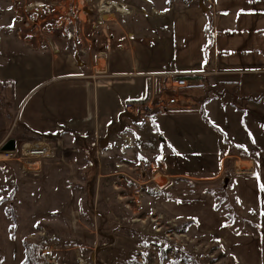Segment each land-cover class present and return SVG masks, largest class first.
<instances>
[{"label":"crops","instance_id":"0c3cea01","mask_svg":"<svg viewBox=\"0 0 264 264\" xmlns=\"http://www.w3.org/2000/svg\"><path fill=\"white\" fill-rule=\"evenodd\" d=\"M166 7L126 21L123 35L116 27L115 38L102 40L104 47L92 62L73 50L24 42L18 30L13 42L0 33V148L23 130L32 140L58 144L100 139L102 129L122 115L125 100L157 101L172 79L188 76L203 83L208 74L224 85L223 96L155 113L137 128V142L143 154L162 159L168 177L214 183L223 179L224 193L240 209L257 208L261 233L255 229L253 236H241L227 224L229 207L215 208L213 192L201 200H161L180 214L186 207L198 229L229 248L250 249L264 240V0H191ZM208 28L213 38L206 55ZM247 94L259 98L241 107L238 101ZM178 109L196 112L195 119L167 114ZM153 119L157 129L150 122L149 130L157 144L148 149L142 127ZM203 131L211 133L210 140L202 137ZM189 149L204 152L197 158L203 169L198 162L187 169L173 163ZM241 261L253 264L242 254Z\"/></svg>","mask_w":264,"mask_h":264},{"label":"rangeland","instance_id":"374dc122","mask_svg":"<svg viewBox=\"0 0 264 264\" xmlns=\"http://www.w3.org/2000/svg\"><path fill=\"white\" fill-rule=\"evenodd\" d=\"M188 1L0 0V33L13 42L18 30L24 42L73 50L92 62L95 52L104 47L102 40L115 38L116 27L123 35L125 22L137 14L157 13ZM203 77L202 87L186 93L188 108L192 102L224 95L220 81L208 74ZM164 87L159 99L172 93L170 84ZM119 90L115 86L113 93ZM258 98L247 94L238 103L243 107ZM139 100H125L122 115L102 129L100 139L75 138L60 144L50 140L55 156L42 162L40 173L26 172L17 159L0 156V264H25L24 242L34 247L33 264H243L241 254L253 264H264V240L250 249L241 245L231 249L198 229L197 219L186 207L180 214L163 204L164 199L201 200L213 192L216 205L229 207L227 223L236 234L253 236L255 229L261 233L257 208L240 209L224 193L223 179L214 183L168 177L157 154L139 150L136 130L157 113L147 111ZM131 103L138 108L127 109ZM179 110L167 114L195 119L196 112ZM150 122L157 129L154 119L142 127L148 149L157 144L150 135ZM210 135L202 132L208 140ZM22 136H16L18 147L33 142L29 132L23 130ZM165 149L159 147L162 155ZM179 154L172 159L178 168L195 167L196 162L204 168L197 160L204 152L189 149ZM231 163L234 166V159L230 167Z\"/></svg>","mask_w":264,"mask_h":264},{"label":"built area","instance_id":"2783aa9c","mask_svg":"<svg viewBox=\"0 0 264 264\" xmlns=\"http://www.w3.org/2000/svg\"><path fill=\"white\" fill-rule=\"evenodd\" d=\"M126 9V7H123ZM125 13L129 11L125 10ZM203 83L196 78H190L188 76H178L172 79L170 84L171 86V95L169 94L166 99H159L157 101H152L144 104V108L149 112H161L169 108H188L185 105L187 100L186 93L188 90H196L199 87H202ZM127 109H133L136 107V104H128ZM33 142H24L20 147H17V150L14 152H4L0 154L1 157H12L17 159L22 166L26 169L27 172H41L42 162L50 160L55 156V151L51 143L47 140H32ZM58 158V157H57ZM37 166V167H36ZM247 171H250L246 169ZM44 250V254H45ZM46 255H50L48 253Z\"/></svg>","mask_w":264,"mask_h":264},{"label":"trees","instance_id":"16d2710c","mask_svg":"<svg viewBox=\"0 0 264 264\" xmlns=\"http://www.w3.org/2000/svg\"><path fill=\"white\" fill-rule=\"evenodd\" d=\"M208 33H209V43L207 44V47H206V51H205V54L207 55L208 53V49L210 48V46L212 45V34L210 32V29L208 28ZM1 87V90H2V86L0 85ZM2 97V95H1ZM35 140H41L40 137L39 138H35ZM219 205H215V208L216 209H219ZM228 224V223H227ZM230 224V223H229ZM24 246H25V259H24V263L25 264H33L34 263V253H33V250H34V247H32L30 244H28L27 242H24Z\"/></svg>","mask_w":264,"mask_h":264},{"label":"water","instance_id":"95a60500","mask_svg":"<svg viewBox=\"0 0 264 264\" xmlns=\"http://www.w3.org/2000/svg\"><path fill=\"white\" fill-rule=\"evenodd\" d=\"M80 64L82 65L83 63L80 62ZM17 146H18L17 140L15 138H10L7 141H5V143L2 145V147L0 148V150L2 152H5V153L6 152H14V151L17 150Z\"/></svg>","mask_w":264,"mask_h":264}]
</instances>
